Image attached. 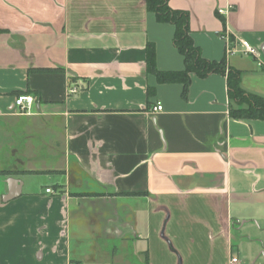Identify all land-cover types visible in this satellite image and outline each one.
Segmentation results:
<instances>
[{
  "label": "crops",
  "instance_id": "obj_1",
  "mask_svg": "<svg viewBox=\"0 0 264 264\" xmlns=\"http://www.w3.org/2000/svg\"><path fill=\"white\" fill-rule=\"evenodd\" d=\"M169 4L264 96L223 37L264 62V0ZM174 33L146 0H0V264H264V119L230 116L225 75L160 82Z\"/></svg>",
  "mask_w": 264,
  "mask_h": 264
},
{
  "label": "trees",
  "instance_id": "obj_2",
  "mask_svg": "<svg viewBox=\"0 0 264 264\" xmlns=\"http://www.w3.org/2000/svg\"><path fill=\"white\" fill-rule=\"evenodd\" d=\"M148 9L156 14L159 22L175 26L173 43L184 56L185 69L159 71L155 67V48L149 45V65L160 82H182L187 91L191 74L204 78L213 73L227 77L230 99V116L235 119H264V96L245 90L240 83L241 72L229 66L225 59L213 61L202 55L190 34V16L186 10L174 9L169 0H146Z\"/></svg>",
  "mask_w": 264,
  "mask_h": 264
},
{
  "label": "built area",
  "instance_id": "obj_3",
  "mask_svg": "<svg viewBox=\"0 0 264 264\" xmlns=\"http://www.w3.org/2000/svg\"><path fill=\"white\" fill-rule=\"evenodd\" d=\"M222 12V10H220ZM223 37L227 40V53L228 54H235L238 52H241L243 54H247L253 57L257 58V63L259 66H264V62L260 60V55L253 45H251L247 40L245 39H231L228 35L224 34ZM77 91L76 87H73L71 89V92ZM34 97L30 94H20L15 98V106L17 107L19 114H27L31 110L33 103H34ZM163 110V104L162 102L158 101L156 105L152 108L153 112H159ZM47 192H53L51 188L46 189ZM229 264H243V261L240 259L239 256H232L230 259Z\"/></svg>",
  "mask_w": 264,
  "mask_h": 264
},
{
  "label": "rangeland",
  "instance_id": "obj_4",
  "mask_svg": "<svg viewBox=\"0 0 264 264\" xmlns=\"http://www.w3.org/2000/svg\"><path fill=\"white\" fill-rule=\"evenodd\" d=\"M23 139H24V138H23ZM3 172H6V171L3 170Z\"/></svg>",
  "mask_w": 264,
  "mask_h": 264
}]
</instances>
